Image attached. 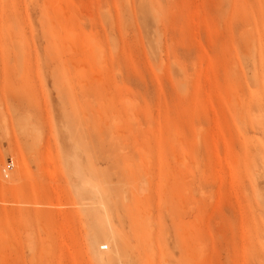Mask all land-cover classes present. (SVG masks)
Listing matches in <instances>:
<instances>
[{"label":"rangeland","instance_id":"rangeland-1","mask_svg":"<svg viewBox=\"0 0 264 264\" xmlns=\"http://www.w3.org/2000/svg\"><path fill=\"white\" fill-rule=\"evenodd\" d=\"M0 264H264V0H0Z\"/></svg>","mask_w":264,"mask_h":264},{"label":"bare ground","instance_id":"bare-ground-1","mask_svg":"<svg viewBox=\"0 0 264 264\" xmlns=\"http://www.w3.org/2000/svg\"><path fill=\"white\" fill-rule=\"evenodd\" d=\"M26 166V165H25ZM27 167V166H26ZM4 175H6V177H9L10 174L8 172L5 171ZM81 184V183H80ZM83 186V185H82Z\"/></svg>","mask_w":264,"mask_h":264},{"label":"built area","instance_id":"built-area-1","mask_svg":"<svg viewBox=\"0 0 264 264\" xmlns=\"http://www.w3.org/2000/svg\"><path fill=\"white\" fill-rule=\"evenodd\" d=\"M105 249V248H104Z\"/></svg>","mask_w":264,"mask_h":264}]
</instances>
